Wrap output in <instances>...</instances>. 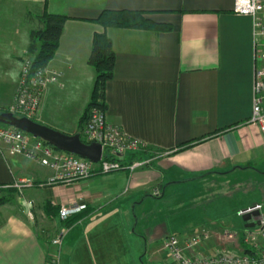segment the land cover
<instances>
[{
    "label": "crops",
    "instance_id": "obj_1",
    "mask_svg": "<svg viewBox=\"0 0 264 264\" xmlns=\"http://www.w3.org/2000/svg\"><path fill=\"white\" fill-rule=\"evenodd\" d=\"M233 3L0 0V113L14 101L22 56H34L28 49L32 31L43 26L40 16L63 14L68 18L48 65L61 73V84L44 91L38 122L77 134L96 80V70L88 63L93 39L105 33L116 54L114 77L105 88L107 119L147 150L158 151L151 165L132 173L122 170L71 185L24 189L23 200L42 214L45 202L59 208L85 205L84 216L71 226L65 228L56 218L59 233H64L62 263L170 264L155 245L169 229L167 222H154L147 238L138 229L149 220L143 210L152 205L154 191H161L155 197H164L161 205L166 206L169 191L174 201L180 191L203 183L238 186L243 175L257 179L264 167V132L248 120L252 21L235 13ZM106 9L142 11L173 29L105 28L94 19ZM210 172L215 173L196 178ZM50 175L37 161L11 156L8 147L0 145V187L22 177L40 182ZM258 197L255 201L264 206L261 194ZM6 206L0 205V264H46L52 239L43 238L32 221Z\"/></svg>",
    "mask_w": 264,
    "mask_h": 264
},
{
    "label": "built area",
    "instance_id": "obj_2",
    "mask_svg": "<svg viewBox=\"0 0 264 264\" xmlns=\"http://www.w3.org/2000/svg\"><path fill=\"white\" fill-rule=\"evenodd\" d=\"M233 9L239 15L249 16L252 21L253 100L252 113L248 120L249 123L257 124L261 132H264V0H234ZM21 68L18 90L8 111L13 115L38 121L44 91L51 84H61L59 79L61 73L48 66L36 67L34 57H27ZM105 113L106 110L98 106L90 109L81 139L86 143L97 142L102 145V156L98 162L72 153H64L42 139L14 126L0 123V145L8 147L9 155H21L37 161L40 166L51 171V175L44 181L38 182L31 177H22L4 187L42 189L60 184L71 185L78 180H88L96 174H109L122 170L132 173L149 165L155 156H158L134 157L135 154L144 153L146 145L127 135L121 127L110 123ZM128 157L130 160H127ZM84 207L85 205L62 206L58 215L61 220H65ZM33 215V212H28L29 217L33 218ZM245 215H251V220L245 221L242 232L225 229L220 234L221 238H226V241H239L243 248L242 252L233 248L210 246V239L214 233L207 230L187 238L171 234L165 236L162 247L168 255L170 264H264L263 204L254 201L241 206L237 210V216L243 218ZM247 223H253L254 227H247ZM63 234L61 232L51 240L46 264H62ZM244 246L252 249V252H245Z\"/></svg>",
    "mask_w": 264,
    "mask_h": 264
},
{
    "label": "rangeland",
    "instance_id": "obj_3",
    "mask_svg": "<svg viewBox=\"0 0 264 264\" xmlns=\"http://www.w3.org/2000/svg\"><path fill=\"white\" fill-rule=\"evenodd\" d=\"M27 57L33 58L34 56L28 55V53L24 54L21 58V67H23ZM21 67H19V77L21 75ZM19 80L20 78L18 79L16 92L18 90ZM157 152L158 151L155 150L150 151L146 157L155 156ZM140 154L142 155V153ZM149 165H151V163ZM258 171L259 175L257 179H255V177L247 178L246 175H243L242 181L240 180L242 185L236 186L234 182V184L228 183L224 186L216 184L213 192H210L206 196H203L201 192L199 194L198 191H195L198 187H190L186 188L187 190L185 189L184 192L180 191L179 194H175L176 199L172 201L175 196H170L171 192L169 191L166 193V197L169 196V202L166 203L168 204L166 206L161 205L164 197H155L161 194V191L156 190L153 192V196L149 198L152 205L149 203L147 208L143 210L149 218L147 224L144 223L146 227L140 224L138 229L142 235L147 238V235L154 229L157 222H167L169 229L163 231L164 236L160 241L155 243V245L161 246L159 247L161 250H163V239L165 236L173 234L180 238H187L207 230L214 233V236L210 239V245L225 247L227 249H238L242 252L243 248L239 241H226V238H221L220 234L225 229H233L242 232L245 227V221L242 217L240 218L237 216L238 208L246 203L260 200L258 194H261L263 197L261 200H264V167L261 170L258 169ZM24 189L26 188L0 187V205H7L5 209L17 211L21 213L22 216L24 215L23 217L26 216L28 220L34 223V226L38 229L41 236L46 238V240L55 238L59 234V228H57L59 227L58 219H56L55 216L46 214L45 205L43 206L44 214H42L37 206L24 201ZM191 190L193 192H191ZM156 193L158 194L156 195ZM192 196L193 198L191 199ZM172 208H175V211L172 212L170 210ZM30 211L34 214L33 218L28 216V212ZM61 225H63V223H61ZM143 249L145 253V248Z\"/></svg>",
    "mask_w": 264,
    "mask_h": 264
},
{
    "label": "trees",
    "instance_id": "obj_4",
    "mask_svg": "<svg viewBox=\"0 0 264 264\" xmlns=\"http://www.w3.org/2000/svg\"><path fill=\"white\" fill-rule=\"evenodd\" d=\"M41 22L43 26L32 31L31 42L29 45V52L34 55V65L36 67L48 66L50 60L53 58L54 53L56 52L59 40L63 32L67 16L63 14H51L44 12L41 16ZM94 21L102 27H120V28H137V29H149L157 32L171 31L173 29L172 24L170 23H161L156 22L144 15L142 11L134 10H103L99 17L94 19ZM92 49L89 55L88 63L93 66L96 70V80L94 88L92 89L91 100L81 118L80 129L77 133L81 135L85 127L86 121L88 119V113L90 109L94 106L101 107L106 110L105 103V91L106 85L111 78L114 76V68L116 61V54L113 50L112 41L105 33H96L93 39ZM189 143H186V146H189ZM150 151L144 149L143 156L147 155ZM141 154L133 155L134 157H143ZM210 173H202L196 178H202V180ZM212 180V178H211ZM221 182V180H218ZM216 185V184H215ZM215 185L211 183L208 187L203 183L198 186L195 191L202 193L203 196L208 195L210 192H213ZM191 192H193L191 190ZM205 193V194H203ZM198 194V195H199ZM193 196L191 197V199ZM239 209V208H238ZM58 206L52 205L50 202H45V212L49 216L59 217ZM172 212L175 211V208L170 209ZM85 212L82 210L78 213L71 214L67 219L61 220L63 225L66 227L71 226L76 221L84 216ZM137 218V214L135 215ZM183 232V231H182ZM245 252H252V249L244 246Z\"/></svg>",
    "mask_w": 264,
    "mask_h": 264
},
{
    "label": "water",
    "instance_id": "obj_5",
    "mask_svg": "<svg viewBox=\"0 0 264 264\" xmlns=\"http://www.w3.org/2000/svg\"><path fill=\"white\" fill-rule=\"evenodd\" d=\"M0 123L14 126L36 138L42 139L51 146L64 151V153H72L94 162H98L101 159L102 145L97 142L86 143L81 140L79 133L67 134L28 117L13 115L9 111L0 113ZM257 214L258 212L255 213V215ZM250 218L251 215L243 216V220L246 222L251 220ZM246 226L254 227V224L247 223Z\"/></svg>",
    "mask_w": 264,
    "mask_h": 264
}]
</instances>
